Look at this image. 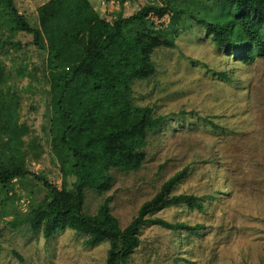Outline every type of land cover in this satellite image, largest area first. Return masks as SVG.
<instances>
[{
    "label": "rangeland",
    "instance_id": "1",
    "mask_svg": "<svg viewBox=\"0 0 264 264\" xmlns=\"http://www.w3.org/2000/svg\"><path fill=\"white\" fill-rule=\"evenodd\" d=\"M45 1L15 0V5L37 25L36 9ZM163 2L90 0L93 10L109 21L119 14L128 17L145 4ZM214 14L231 35L226 11ZM170 17L141 15L143 21L127 22L115 41L109 74L117 106L107 108L97 99L89 110L92 127L125 125L126 109L120 104L125 82L135 104L149 105L164 118L147 134L140 166L112 170V183L102 194L85 187L83 210L95 213L109 196L110 212L124 227L165 179L187 167L174 192L198 196L202 209L179 204L154 215L201 227L171 231L144 223L139 243L124 264H264V58L249 44L244 48L248 60L242 61L215 45L202 24L189 19L182 25L176 16L171 24ZM174 33L173 46L162 44ZM0 38L23 45L19 51L0 48V65L17 90L31 172L13 180L12 189H0V264H104L106 240L85 247L84 235L69 228L45 239L22 219L28 205L45 194L34 174L44 175L57 187H70L73 176L63 173L50 150L45 54L30 44L31 34L16 30L11 21L0 19ZM149 60L155 72L142 77L138 73ZM93 144L99 145L98 140Z\"/></svg>",
    "mask_w": 264,
    "mask_h": 264
},
{
    "label": "trees",
    "instance_id": "2",
    "mask_svg": "<svg viewBox=\"0 0 264 264\" xmlns=\"http://www.w3.org/2000/svg\"><path fill=\"white\" fill-rule=\"evenodd\" d=\"M162 6L148 3L128 17L120 14L113 20L100 17L90 0H47L37 7V25H32L18 12L15 0H0V19L11 21L16 30L31 34L32 44L45 54V73L49 87L48 120L50 150L64 174L73 176L70 187H57L42 174L34 177L45 194L32 201L23 221L30 230L40 231L47 239L56 230L72 229L84 235L83 245L93 247L108 242L104 264H124L139 243L138 232L144 223L171 231L197 229L200 224L167 221L154 213L169 206L184 204L201 210L202 200L191 193L174 192L187 167L165 179L157 191L138 207L135 215L120 227L110 212V197L105 196L95 213L84 212L85 187L102 194L111 185L112 170H135L144 159L143 146L148 133L163 120L149 105H137L131 97L129 83H123L121 103L127 120L119 129L91 124L90 107L97 100L107 108L117 106L116 87L109 74L115 41L125 24L142 22L141 15H169L202 24L211 33L215 45L229 50L242 61L248 56L249 44L257 56L264 58V0H164ZM226 11L232 21L227 34L221 17ZM172 27H174L172 25ZM174 35L162 42L173 46ZM240 37L242 41L235 39ZM156 44L158 38H150ZM22 49L19 41L0 38V48ZM251 49V48H250ZM155 72L152 61H145L138 73L148 77ZM21 75V73H18ZM17 90L0 65V189H12L11 182L31 174L27 167L24 135L27 126L19 117ZM99 145L93 144L95 141ZM14 254L18 256L16 252Z\"/></svg>",
    "mask_w": 264,
    "mask_h": 264
}]
</instances>
